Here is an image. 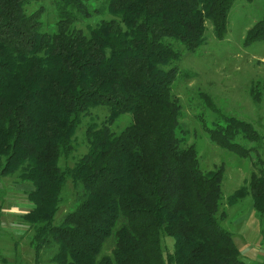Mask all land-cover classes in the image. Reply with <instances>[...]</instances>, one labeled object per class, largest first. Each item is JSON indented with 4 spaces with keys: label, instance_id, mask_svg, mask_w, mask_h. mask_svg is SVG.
Wrapping results in <instances>:
<instances>
[{
    "label": "trees",
    "instance_id": "trees-1",
    "mask_svg": "<svg viewBox=\"0 0 264 264\" xmlns=\"http://www.w3.org/2000/svg\"><path fill=\"white\" fill-rule=\"evenodd\" d=\"M31 1L0 0V177L31 185L32 207L21 220L32 231L33 264L45 247H53L50 264H247L221 221L225 205L246 196L263 219V160L257 155L224 201L225 165L201 169L194 145L180 134L182 105L172 91L181 74L171 65L182 53L175 44L197 50L207 21L223 39L235 0H52L51 32L41 28L42 6L27 11ZM97 15L85 29L77 26ZM254 42L264 43V11L243 36V46ZM262 87L264 81L249 87L257 103ZM202 97L215 114L204 126L209 140L252 159L263 136ZM99 105L108 115L87 122L86 151L61 166L82 118ZM124 113L131 122L112 131ZM68 181L73 205L56 222Z\"/></svg>",
    "mask_w": 264,
    "mask_h": 264
},
{
    "label": "rangeland",
    "instance_id": "rangeland-1",
    "mask_svg": "<svg viewBox=\"0 0 264 264\" xmlns=\"http://www.w3.org/2000/svg\"><path fill=\"white\" fill-rule=\"evenodd\" d=\"M103 1L91 0V4L96 6ZM38 6L44 9L41 28L51 32L56 21L52 0H32L26 5V9L32 11ZM263 11L264 0H235L228 14V32L223 39L214 36L211 23L207 21L206 42L197 50L186 52L180 43L175 44L182 51L180 59L171 64L178 67L181 72L174 80L172 90L182 105L180 134L188 143L194 145L203 171L214 169L220 163L225 165L222 181L224 201L225 197L249 176L252 169L251 162L257 155L263 160L264 165V88L261 89L262 100L259 103L253 100L249 92L251 82L264 81V43L254 42L248 46L242 44L246 30L262 16ZM99 18L101 17L98 15L94 16L87 23H77V26L85 29L86 25L93 24ZM203 93L208 94L224 113L250 122L263 136L258 150L251 151L252 159L239 158L209 140L204 126L213 125L215 114L206 105L202 97ZM107 115L108 110L104 105L90 109L76 129L73 152L68 158L60 159L61 166H71L75 159L86 151L84 132L87 122L92 120L100 124ZM130 122L131 114L124 113L110 125V128L118 132ZM242 142L246 146L254 145V142ZM30 187L29 182H21L16 175L0 177V257L7 260L5 263L0 260V264H33L34 252L29 244L32 231L21 220L22 214L32 207L26 194V190ZM74 194L73 184L68 181L61 194L59 210L55 214L56 222L72 207ZM242 200H240L241 205L245 208L250 196ZM237 206L231 207L230 212ZM221 225L226 226L225 223ZM237 240L238 235L234 234V241ZM167 241L172 244L171 238H167ZM111 246V242L106 243L102 252L109 253ZM52 250L53 247H45L41 250L40 264H50Z\"/></svg>",
    "mask_w": 264,
    "mask_h": 264
},
{
    "label": "crops",
    "instance_id": "crops-1",
    "mask_svg": "<svg viewBox=\"0 0 264 264\" xmlns=\"http://www.w3.org/2000/svg\"><path fill=\"white\" fill-rule=\"evenodd\" d=\"M244 180H242V183ZM241 203V201H238L230 206L225 205L226 216L221 224H226L224 227L232 233L233 240L234 234L238 235L237 242H234L240 251L241 258L247 263L252 262L255 264L264 261V217L260 221L253 208L251 197L250 201L246 202L245 208ZM235 205H238L237 208L230 212L229 209ZM234 228L235 231H233Z\"/></svg>",
    "mask_w": 264,
    "mask_h": 264
}]
</instances>
